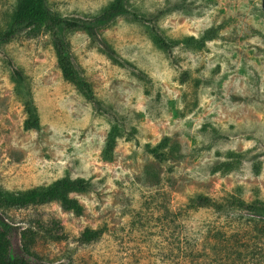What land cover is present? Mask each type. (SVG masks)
Returning <instances> with one entry per match:
<instances>
[{"label": "rangeland", "instance_id": "374dc122", "mask_svg": "<svg viewBox=\"0 0 264 264\" xmlns=\"http://www.w3.org/2000/svg\"><path fill=\"white\" fill-rule=\"evenodd\" d=\"M110 0H49L67 16L97 11ZM143 13H160L165 35L215 37L201 50L182 45L174 57L155 45L146 25L119 17L104 35L119 53L144 71L142 80L112 62L83 30L70 33L74 54L100 99L121 116L134 137L118 138L111 154L105 150L111 120L68 81L58 67L50 38L24 32L5 45L9 55L29 73L40 111L41 131L25 130L23 104L0 54V184L25 189L70 174L90 178L93 189L74 195L82 215L52 202L13 210L20 223L28 216L57 218L68 242L40 241L51 257L73 251L72 261L53 264H218L216 257L190 255L192 235H203L220 219L211 210H188V197L205 193L222 197L242 190L247 199H264V0H131ZM15 0H0V30ZM190 71L183 82L182 73ZM170 136L180 144V157L161 163L142 145ZM248 158L228 173H212L224 160L219 152L246 151ZM262 161L259 173L254 158ZM183 211L184 215L174 214ZM252 249L244 261L264 264V231L260 221L222 218ZM245 221V220H244ZM107 225L109 233L91 244L78 236L86 227ZM184 230L188 239L176 236ZM175 236V237H174Z\"/></svg>", "mask_w": 264, "mask_h": 264}, {"label": "trees", "instance_id": "16d2710c", "mask_svg": "<svg viewBox=\"0 0 264 264\" xmlns=\"http://www.w3.org/2000/svg\"><path fill=\"white\" fill-rule=\"evenodd\" d=\"M160 13H143L133 7L131 0H110L97 11L86 13L83 16H67L57 9H53L49 0H15L14 7L6 26L0 30V54L9 70L14 84V93L23 104L25 130L41 131L43 128L40 111L37 106L31 77L27 70L19 65L9 55H5V45L13 41L20 34L26 32L30 36L40 34L50 38L54 48L58 67L63 78L71 83L92 105L95 112L106 115L111 120L108 132L106 152L111 154L119 137H134L133 131H126L125 123L117 111L100 99L93 83L86 76V71L74 54L70 33L83 30L91 42L115 64L127 67L133 74L146 80L144 71L133 62L125 59L115 46L104 35L103 29L112 26L119 17H128L146 25L149 36L157 47L174 57V50L182 45L191 50H201L207 41L214 39L215 29H209L201 36L185 35L181 38H171L161 31L158 25ZM191 73L186 70L182 73V80H190ZM144 150L157 161L164 163L174 157H180V144L170 136H165L157 143L147 142L142 145ZM248 152L228 150L219 152L224 160L211 167L212 173H228L240 166L248 158ZM251 154V153H250ZM254 158V169L261 171L262 161L258 154H251ZM249 159V158H248ZM93 189L90 178L72 177L70 174L55 179L47 184H40L25 189H8L0 184V264H53L57 259L72 261L73 251H67L62 256L51 257L39 250V243L43 239L55 242H68L69 235L64 225L57 218L49 220L28 216L20 223L13 210H24L52 202H60L63 208L73 211L77 215L84 212L79 199L74 195L78 192H89ZM188 210H211L218 219H234L236 223L256 226L264 222V199L255 196L247 199L242 190L228 193L222 197H214L202 192L188 197ZM175 213L176 217L183 216V211ZM208 225L203 235H192L195 244L190 247V255L203 258L206 255L216 257L218 264H234L242 262L250 254L246 253L247 246L241 236L234 230V225L226 226L221 221ZM245 220V221H244ZM264 231V224L261 225ZM107 225L86 227L78 236L81 244H91L100 240L109 233ZM175 237V236H174ZM176 238L179 241L188 239L187 233L180 229Z\"/></svg>", "mask_w": 264, "mask_h": 264}]
</instances>
